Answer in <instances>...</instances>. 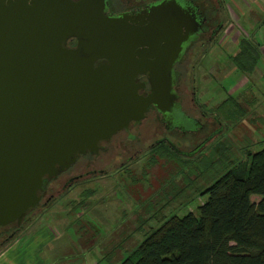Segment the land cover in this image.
I'll return each instance as SVG.
<instances>
[{"label": "water", "instance_id": "water-1", "mask_svg": "<svg viewBox=\"0 0 264 264\" xmlns=\"http://www.w3.org/2000/svg\"><path fill=\"white\" fill-rule=\"evenodd\" d=\"M4 1L0 231L22 225L44 180L96 154L100 142L144 119L149 105L171 110L173 63L203 22L173 1L115 18L104 15V0Z\"/></svg>", "mask_w": 264, "mask_h": 264}, {"label": "rangeland", "instance_id": "rangeland-1", "mask_svg": "<svg viewBox=\"0 0 264 264\" xmlns=\"http://www.w3.org/2000/svg\"><path fill=\"white\" fill-rule=\"evenodd\" d=\"M219 1L221 16L226 20L223 36L227 34V51L216 48L205 62L213 68L226 67L225 75L220 78L219 72L216 78L205 77L203 85H198L195 101L209 111L231 97L243 116L235 118L233 109L227 107L234 119H228L221 135L210 134L215 126L209 122L192 134L170 135L176 145L182 144L179 149L183 153L178 156H148L143 151L128 167L126 176L115 173L119 177L108 175L85 182L44 204V211L38 205L33 214H39L25 231L49 234L51 248L47 246L43 252L52 264H119L165 219L187 214L197 217V207L206 199L201 191L243 161L246 152L264 147V0ZM241 38L259 43L260 58L250 73H239L230 61L238 54L234 44ZM220 86L225 94L221 95ZM188 97L187 91L183 107L195 109ZM194 147H198L195 152ZM258 200L257 196L250 197L253 203Z\"/></svg>", "mask_w": 264, "mask_h": 264}, {"label": "flooded vegetation", "instance_id": "flooded-vegetation-1", "mask_svg": "<svg viewBox=\"0 0 264 264\" xmlns=\"http://www.w3.org/2000/svg\"><path fill=\"white\" fill-rule=\"evenodd\" d=\"M31 1L26 0V4L29 5ZM77 1L71 0V2ZM171 1L184 12H192L196 21L203 20L197 32L181 45L178 57L173 63L171 93L174 95V100L171 110L161 113L154 106L149 105L146 108L144 119L138 124H131L126 130L117 132L108 141L100 142V149L96 154L80 156L72 166L58 176L49 181L44 180L38 204L26 212L20 227H9L6 230L0 231V245L9 237L13 238L27 229L31 220L39 214L38 211L33 214L34 210H37L38 205L44 211V204L52 203L62 195L71 193L72 190L81 187L85 182L109 178L108 175L113 176L115 173L122 175L121 177L126 176L129 172L128 167L137 156L141 157L143 155V151H145L144 154L151 156L154 155V153H150L152 148L158 147L164 149L165 147L172 156H178L181 152L183 153L179 149L182 144L178 143L176 145L170 139V135L178 134L185 136L192 134L199 129L202 130L204 124L209 122L215 126L210 134L218 136L228 126L227 105H222L225 100L219 103V105L223 106L221 109L218 110L219 105H217L213 107L215 109H212L213 111L204 109L202 107L204 106L203 103L197 104L195 101L196 97H199L198 85H203L205 77L207 80L208 76L212 79L216 78L215 73L219 72L221 73L220 78L225 75H223V72L226 67H221L220 69L213 68L214 66L205 62L214 53L216 48H227V44H225L226 42L228 43L227 34L223 36L226 29L223 26L226 20L221 16L219 0H104V15L109 18H115L122 14L133 15L141 10H148L149 7L161 2L167 4ZM4 2L6 4L8 2L13 4V0H5ZM201 7H204V9ZM238 41L234 44L236 48ZM75 44L76 40L73 37H69L64 41L63 47L70 50L75 47ZM225 51L227 50L225 49ZM206 65H208L207 69ZM205 69L207 71H204ZM135 80L144 83L143 92H148V85L144 76H137ZM220 88L223 93L220 90H217V92H220L221 95L225 94L223 87L220 86ZM187 91L190 103L192 102L195 109L188 106L187 108L183 107L182 103L186 99ZM241 94L243 93L241 92ZM249 95L254 104H256L254 95L250 93ZM148 132H150L149 135ZM226 134L222 135V138H225ZM222 141L220 140L216 143H221ZM195 149L196 147H194L193 152L196 151ZM122 184L125 185L126 182H122Z\"/></svg>", "mask_w": 264, "mask_h": 264}, {"label": "trees", "instance_id": "trees-1", "mask_svg": "<svg viewBox=\"0 0 264 264\" xmlns=\"http://www.w3.org/2000/svg\"><path fill=\"white\" fill-rule=\"evenodd\" d=\"M236 49L238 54L230 57L234 69L252 72L260 56L257 44L241 38ZM222 105L232 108L235 118L244 114L231 97ZM233 116L228 114V119ZM150 153L170 154L165 147ZM201 195L206 199L197 207V217L165 219L119 264H264V147L246 152L243 161L219 175ZM251 196L259 200L253 203ZM13 238L2 242L0 251Z\"/></svg>", "mask_w": 264, "mask_h": 264}, {"label": "crops", "instance_id": "crops-1", "mask_svg": "<svg viewBox=\"0 0 264 264\" xmlns=\"http://www.w3.org/2000/svg\"><path fill=\"white\" fill-rule=\"evenodd\" d=\"M252 41L257 44L260 53L259 43ZM48 235L46 233L26 232L25 230L17 234L0 251V264H52L43 252L47 246L49 249L51 248L50 242H47Z\"/></svg>", "mask_w": 264, "mask_h": 264}]
</instances>
